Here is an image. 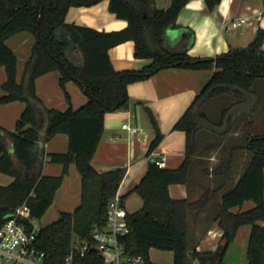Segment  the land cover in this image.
<instances>
[{
  "label": "trees",
  "instance_id": "1",
  "mask_svg": "<svg viewBox=\"0 0 264 264\" xmlns=\"http://www.w3.org/2000/svg\"><path fill=\"white\" fill-rule=\"evenodd\" d=\"M102 0H0V66L6 70L0 104L14 101L26 103L25 110L14 131L0 125V172L11 175L10 184H0V225L5 218L26 203L31 217L41 219L52 205L57 190L75 163L81 175L82 200L72 213L64 212L54 222L43 226L36 248L44 253V264H64L77 241L90 239L95 227H104L110 199L116 194L127 169L116 168L99 172L92 164L104 132L105 114L127 110L131 105L127 86L151 77L163 68L216 69L204 89L175 124L186 132L187 154L182 165L169 169L149 161L138 183L124 194V200L136 193L141 208L128 216L129 234L125 237L128 253L144 254L149 264L150 250L158 248L174 254L173 264H190L188 214L197 213L213 200L217 201L216 220L223 230L216 249L194 251L200 264H225L230 245L238 230L250 224L248 264H264V134L249 135L245 147L253 152L248 168L234 188L227 183L208 189L195 200L174 198L169 186L189 181L194 155L199 152L196 133L201 128L224 126L230 110L245 107L254 113L260 96L254 83L264 78V29L259 27L256 37L246 46L233 47L214 58L194 57L186 49L169 47L165 35L177 26L180 11L190 0H172L167 9L155 7L154 0H110V9L118 18L128 21L120 30L105 31L66 22L73 6H91ZM222 0H205L210 11ZM30 31L36 41L27 60L23 80L17 79V56L8 47L12 35ZM189 35L183 36L187 41ZM135 42V57L152 59L141 70L116 71L112 65L110 48L125 41ZM60 71V85L75 81L89 98L75 109L49 108L36 89L38 77ZM224 92L240 100L227 109L224 120L212 122L204 112V105L212 97ZM70 102V95L66 92ZM71 103V102H70ZM153 123L158 130L157 122ZM58 133L69 138L67 153H46V144ZM158 132L148 154L160 144ZM52 162L63 163L62 175L43 172L46 156ZM256 205L246 211L232 208L246 200ZM73 264H104L95 250L86 255H74Z\"/></svg>",
  "mask_w": 264,
  "mask_h": 264
},
{
  "label": "crops",
  "instance_id": "2",
  "mask_svg": "<svg viewBox=\"0 0 264 264\" xmlns=\"http://www.w3.org/2000/svg\"><path fill=\"white\" fill-rule=\"evenodd\" d=\"M154 1L158 9H167L172 3V0ZM206 4L205 0H190L184 6L178 15L177 26L166 32L165 39L169 47L186 49L194 57L214 58L233 47L248 45L256 37L258 28L264 29L263 0H222L212 11ZM260 11L263 16L259 21L257 16ZM240 17H246L247 22L240 28L233 29L231 20ZM66 22L107 32L120 30L128 25L127 20L118 18L111 11L110 0H102L91 6H73L67 13ZM230 31L237 36L229 34ZM178 34L181 36L178 37ZM185 35H189L187 41H183ZM238 36L241 40H237ZM35 41L36 37L30 31L18 32L7 39L8 47L18 59V82L23 80L25 66L32 55ZM135 51L133 40L110 48L109 55L114 69L141 70L152 63V59L136 58ZM215 70L167 67L147 79L129 84L127 91L132 99L131 105L127 110L105 114L104 132L92 159L93 166L99 172L125 167L127 171L121 183L123 193L138 183L149 161L163 159L165 168L180 167L186 159L187 135L185 131L175 129V124L204 89ZM60 77V71L56 70L38 77L36 81L37 93L46 106L59 110H66L70 104L75 109L83 106L89 98L82 88L73 80L63 88ZM6 78V70L0 66V97L4 94L2 84ZM253 87L261 97V103L254 113H250L245 107H236L228 112L224 126L219 125L215 129L201 128L197 131L200 148L193 157L189 181L171 184L169 192L172 197L195 200L208 189H216L226 183L231 189L237 185L253 158V152L245 147L249 135L264 134V78L256 79ZM66 92L71 97V103L65 96ZM239 100L234 94L224 92L209 99L203 109L212 122L221 123L227 109L232 108ZM25 107L26 103L23 101L0 104V125L8 130L12 129ZM152 118L156 120L158 130ZM124 123L136 131L123 128ZM158 132L162 134V140L148 154ZM46 146L47 154L67 153L68 135L58 133ZM46 159H49L48 155ZM63 171V163H44L45 175L59 176ZM13 179L15 178L11 175L0 172V184H10ZM81 181V175L73 162L48 209H54L53 222L64 212H74L81 204ZM255 205V201L249 199L242 205L233 207L232 211H246ZM216 214L215 200L201 211L188 214L190 264H200L193 257L194 251L216 249L221 242L224 234L215 219ZM259 223L264 225V221ZM251 227L250 224L240 227L235 241L228 248L225 264H248L247 249ZM150 260L156 264H173L174 254L169 250L158 252L152 248Z\"/></svg>",
  "mask_w": 264,
  "mask_h": 264
},
{
  "label": "built area",
  "instance_id": "3",
  "mask_svg": "<svg viewBox=\"0 0 264 264\" xmlns=\"http://www.w3.org/2000/svg\"><path fill=\"white\" fill-rule=\"evenodd\" d=\"M264 1V0H263ZM263 12H259L257 19H262ZM246 17L231 20L233 29L240 28ZM123 128H131L124 123ZM154 162L164 167L163 159ZM122 184L116 194L110 199L104 227H95L90 239L77 241L64 264H73L74 255H86L95 250L104 258V264H149V259L144 254H130L127 251L125 237L129 234L130 227L123 198ZM30 207L24 203L17 207L15 212L8 215L0 225V264H44V253L36 248L38 234L43 229L38 219L31 217Z\"/></svg>",
  "mask_w": 264,
  "mask_h": 264
},
{
  "label": "rangeland",
  "instance_id": "4",
  "mask_svg": "<svg viewBox=\"0 0 264 264\" xmlns=\"http://www.w3.org/2000/svg\"><path fill=\"white\" fill-rule=\"evenodd\" d=\"M229 34H234L236 35L233 31H230ZM237 36V35H236ZM237 40H241V38L238 36ZM25 71V70H24ZM66 96V95H65ZM260 103H261V97H260ZM264 112V111H263ZM17 123V122H16ZM16 128V124L14 125V127L12 129H10L11 131H14ZM46 161H48L49 163H54L55 162H52L51 160L49 159H46ZM127 205V209L129 210L130 213H134L137 212L141 206H142V202H141V199L139 198L138 195L136 194H131L127 197L126 199V204ZM54 210V209H53ZM53 210H48L47 213L41 218V219H38L37 222L41 223L42 226H46L50 223L53 222ZM55 221V220H54ZM154 251H158V252H163V250L161 249H158V248H153ZM164 251H167V250H164Z\"/></svg>",
  "mask_w": 264,
  "mask_h": 264
},
{
  "label": "water",
  "instance_id": "5",
  "mask_svg": "<svg viewBox=\"0 0 264 264\" xmlns=\"http://www.w3.org/2000/svg\"><path fill=\"white\" fill-rule=\"evenodd\" d=\"M180 31H181V30H180ZM178 33H180V32H178ZM179 36H181V35H180V34H178V37H179ZM153 162H154V160H153Z\"/></svg>",
  "mask_w": 264,
  "mask_h": 264
}]
</instances>
